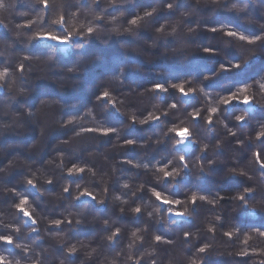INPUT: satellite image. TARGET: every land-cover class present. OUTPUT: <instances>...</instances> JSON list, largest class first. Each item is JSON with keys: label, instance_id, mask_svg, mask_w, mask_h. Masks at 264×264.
Instances as JSON below:
<instances>
[{"label": "trees", "instance_id": "1", "mask_svg": "<svg viewBox=\"0 0 264 264\" xmlns=\"http://www.w3.org/2000/svg\"><path fill=\"white\" fill-rule=\"evenodd\" d=\"M30 1L34 2L36 16L23 20L22 6L24 2L30 5ZM72 1L68 3H91ZM125 1L115 0L114 7L107 6L108 0L102 2V16L109 19L108 13L114 16L111 11L118 9L115 16L119 18L117 26L116 22L108 24L118 31L104 34L99 29L105 17L98 22L91 14L81 20L69 16L71 25H66L69 33H65L51 22L58 14L64 15L62 10L51 12L38 0H0L7 4L0 8V71L10 73L7 83L0 81V97L8 99L5 104L0 101V164L4 165L0 173V235H9L13 245H21L16 248L0 243V256L6 257L8 264H158L153 262L155 254L159 264H191L198 257H202L198 264H262L264 238L256 233L264 230V185L260 177L264 170L255 165L253 153L261 151L257 145L262 141H257L255 134L264 124V96L255 87V82L264 76V53L257 52L239 72H222L220 65L240 63L249 55L247 49L255 47L234 39L224 43L229 39L224 30L244 34L264 30V3L247 0V7L240 3L233 8V0H127L131 1L129 6L122 7ZM164 1L172 3L173 8L164 6ZM99 3L101 6V0ZM153 9L158 12L144 16ZM123 10L127 16H122ZM162 13L166 29L165 33H157L161 24L156 19ZM97 14H101L100 9ZM137 15L143 20L133 28L129 21ZM13 17L22 21L19 30L13 26ZM90 21L98 26L100 38L89 37L91 42L84 45H92L96 55L93 51L84 55L82 47L71 45L63 52L51 41L36 38L48 30L54 35H68L72 27L80 33L79 24ZM173 25L179 30L166 34ZM212 27L222 30L208 34ZM125 28L132 31L125 32ZM204 42L215 49L214 54L204 53L200 46ZM20 44L32 46L31 51L26 46L24 50L18 48ZM154 58L155 74L151 76L147 59ZM161 64L167 67L165 77L160 73ZM197 65L205 70L194 75L192 68ZM58 72L62 75L58 76ZM114 74L119 78L114 79ZM156 74L161 80L155 78ZM87 81L89 86L84 84ZM157 82L168 91L154 93ZM173 83H183L186 90L191 85L196 91L188 97L181 96L171 87ZM246 85L253 86L247 93L253 103L247 108L238 103H221L222 96ZM104 91L109 92L115 108L98 99ZM172 104H176L175 109ZM212 107L217 112L210 125L207 120ZM196 113L199 115L193 120ZM32 115L39 122L40 118L47 119L49 126H37L36 133ZM240 115L246 123H237L236 116ZM141 120L148 122L141 124ZM109 127L116 133L105 136L99 130L84 131ZM172 128L188 130L193 144L188 151L176 146L177 136L169 131ZM128 140L134 143L129 145ZM153 142L157 146H152ZM15 144L22 145L29 160L24 161L18 153L10 166L4 160L14 157L17 151L14 155L10 151ZM180 156L185 158L188 169L175 179L162 181L157 169L179 171L183 167ZM76 168L84 172L75 174ZM69 169L74 175H68ZM230 169L245 171L246 175L233 176ZM28 180L36 187L30 186ZM246 186L253 187L256 195V199L244 202L247 208L235 199ZM64 188L69 191L65 193ZM85 191L96 200L83 197L81 193ZM153 191L180 200L174 208L183 211L187 207L186 217L166 219L168 209L152 196ZM193 193L205 195L206 200L197 199L193 205ZM21 199H27L24 207L35 224L17 211ZM253 207L255 213L249 214L247 209ZM135 208L141 212L135 213ZM56 220L61 221L59 227ZM117 230L119 235L110 242L108 237ZM225 232H232V239ZM157 235H163L166 243H157ZM248 235L252 239L246 245L243 241ZM73 246L77 252L69 257L68 250ZM205 246L206 253H199L198 249ZM241 250L249 256L238 255Z\"/></svg>", "mask_w": 264, "mask_h": 264}, {"label": "snow or ice", "instance_id": "2", "mask_svg": "<svg viewBox=\"0 0 264 264\" xmlns=\"http://www.w3.org/2000/svg\"><path fill=\"white\" fill-rule=\"evenodd\" d=\"M38 2L43 6L44 9H47L49 11H55V6L53 4H50L49 0H38ZM261 2L264 3V0H261ZM240 3H243L244 6L247 7V0H233L232 7L236 8L237 5ZM58 6L64 8L65 14L59 15L58 18L52 19L51 22L53 25H57L59 28L64 29L65 33H69V27H66V25H71V20L68 19V17L70 16L74 19L77 18V12L71 11V9L73 7H75L77 10H80L81 5L78 2L75 3L74 5H72V4L68 3V0H60V4ZM107 6L108 7H114L115 2H112ZM223 6L228 7L227 4H225ZM3 7H5V5L2 2H0V8H3ZM84 7L86 8L87 12L92 15V18L94 21L102 22V20H103L102 14H97V9H100L101 13L103 12V8H101L99 0H91V3L88 5H85ZM167 7L169 9H172L173 4L167 3ZM145 16L151 17L152 14H151V12L146 11ZM113 17H115V16H113ZM40 19L43 20L44 17L41 16ZM141 20H143V17H140L139 15H137L136 18L131 19L129 21V23L133 26V28H135V27L139 26V23ZM97 27H98L97 25H93L92 22L90 21L87 25L86 24H79V28L82 30L80 33H78L76 31L75 27H72L70 34H68V35H54V34H52V30H48V31H45L43 34L38 35L36 38L39 40H43V41H51L57 45H62V46L71 45L72 47H82L84 42L89 37H94L97 39L100 38L97 34ZM221 30L222 29H218L216 27H212L210 29V31L213 34H216ZM108 31L117 32L118 29L116 27H112ZM125 31L131 32L132 29L126 28ZM224 35L229 38L228 40H225L224 43L230 44L232 42V40L235 39V40H238V41L243 42L245 44L253 45L255 47H250L247 49L249 55L247 57H244L240 63H234L232 61H229L228 62L229 66H226L225 64L222 63L220 65V69L222 72L227 73V72H230L232 69H236L239 72L242 69H244L245 67H247V65L251 62V60L255 58V54L257 52L264 53V30L253 31V32H249L247 34L241 33L238 30L237 31L224 30ZM73 42H78V43H73ZM62 50L63 49H61V51ZM203 51L205 54H210V55L215 53V49L210 47V46H205L203 48ZM25 59H27V57H25ZM97 60H99V57H97ZM71 70L72 69H70V71ZM21 72H23L22 67H21ZM215 74L216 73L213 70L211 75L214 76ZM9 77H10V73L6 69L4 71H0V81H4L5 83H7L8 82L7 78H9ZM113 78L118 79L119 77L115 76V74H114ZM205 79L209 80L210 76H205ZM171 87L173 89H175L176 91H178L180 93V95L184 96V97H188L189 95L193 94L196 91V89L193 88L191 85L186 90L183 83H180V84L173 83V84H171ZM252 87H253L252 85H246L245 87L239 88V90L237 92H233L231 95H228L227 97L222 96L221 97V103L225 106H228L232 103H238V104L245 105L247 108V106H249L253 103V99L250 98V96L247 94L252 89ZM255 87L258 89L259 93L262 96H264V76L260 77V79L255 82ZM0 88H2V85H0ZM153 91L158 94V93H165L168 91V89L166 87H164L161 83L157 82L154 86ZM229 91H230V89H229ZM98 99L101 101H108V103L111 104L110 95H109L108 91H104L102 93V95L98 97ZM111 107L115 108V105L111 104ZM171 107L173 109H175L176 104H172ZM216 112H217V108L212 107L210 109L208 120H207L208 124H210V125L212 124V122H213L212 121V115L215 114ZM198 115H199V113L193 114L192 119L193 120L197 119ZM149 119L159 120V117H151L150 116ZM236 121H237V123H246L245 117L243 115L236 116ZM147 122H148L147 120H141L140 121L141 124H144ZM69 123L71 124L72 121H69ZM133 123H135V121H133ZM98 130L101 132V134H103L105 136H108L109 133H116V131H117L115 128H111V127L104 128V129H93V128L84 129V131L89 132V133H91L93 131H98ZM169 131L173 132L176 136L180 137V139L177 141L178 145H183L185 143V141L189 139L187 129L172 128ZM255 138L257 141H262V142L259 145H257L261 149V151L253 153L254 162H255V165H258L259 169L264 170V124L261 125L259 131H256ZM127 143L129 145H131L134 143V141L128 140ZM168 163H171V161H169ZM179 164L183 166L179 171H177L176 169H174L173 171H167L166 167L158 168L157 171L162 174V181H167L169 179H175L176 176L180 175L181 171H185L188 169V164L185 162V158L183 156L179 157ZM199 171L201 173H203L204 169L200 168ZM229 171L232 173L233 176L238 175L240 177H244L246 175L245 171L237 172L235 169H230ZM82 172H84L83 168H76L75 169V174H79ZM68 175L69 176L74 175V172L72 169H69ZM260 177L262 178L261 184L264 185V171L260 172ZM249 179H251V177H249ZM27 183L30 186H32L33 188L36 187L33 184L32 180H28ZM49 183H51V181H49ZM124 187L127 188L128 185H124ZM63 191L65 193H67L69 191V189L64 188ZM81 195L83 197H87L93 201L96 200V197L91 195L87 191L82 192ZM152 196H154L155 199L160 202V204L166 206V208L168 209L170 214L175 216V217L185 218L186 214L189 212V209L187 207H185L183 209V211H173V208L176 205H179L181 203V201L178 199L177 200L169 199L166 196H163L161 194V192H159V191H153ZM117 199H119V197H117ZM197 199H199L200 201H205L206 197H205V195L197 196L196 193H193L190 197V202L193 205H195ZM235 199L239 200L241 202V204H243L244 207L247 208V205L244 204V202L248 201L250 199L251 200L256 199L255 189L251 186H246L244 189V192L242 194L238 195L237 197H235ZM262 199H264V197H262ZM207 202L212 203L213 201L209 200ZM27 204H28L27 199H21L19 205H17V211L22 213L25 217H27L29 220H31L33 224H35L36 221L33 220L31 215L29 214V212L25 210L24 206ZM247 210H248L249 214H254L256 211V209L254 207L247 209ZM133 211L135 213L139 214L141 212V209L135 208V209H133ZM54 223L57 227H59L61 221L56 220ZM69 223H71V221H69ZM76 223L79 224L80 221L77 220ZM33 231H35V229H33ZM208 231H212V229L209 228ZM118 235H119V231L117 230V232H113L112 235L108 237V240L111 242L113 240V237H117ZM224 235L226 237H228L229 239H232L234 234L232 232H225ZM256 235H258L261 238H264V230L257 231ZM132 236L135 237L136 233L133 232ZM187 236H188V234L186 233L185 234L186 240H187ZM251 239H252L251 235L245 236L243 242L247 245ZM155 241L157 243H159L161 241V237L159 235L155 236ZM0 243H3L5 245H9V246H14L16 248L21 247L20 244L13 245V239L9 235H0ZM129 247H132V245H129ZM206 247L207 246L200 247L198 249L199 253H201V254L206 253ZM76 252H77V249L75 246H73L72 248H70L68 250V256L71 257ZM238 255H240L241 257H247V256H249V253L241 250L238 253ZM252 255H256V253H252ZM129 258H131V257H129ZM201 258L202 257H198L197 259L192 260L191 264H198V260ZM0 264H8L7 258L4 256H0ZM17 264H19L18 261H17ZM69 264H72V262L70 261ZM245 264H246V261H245ZM262 264H264V262H262Z\"/></svg>", "mask_w": 264, "mask_h": 264}, {"label": "rangeland", "instance_id": "3", "mask_svg": "<svg viewBox=\"0 0 264 264\" xmlns=\"http://www.w3.org/2000/svg\"><path fill=\"white\" fill-rule=\"evenodd\" d=\"M107 0H105V2H106ZM141 1V0H140ZM143 1V0H142ZM49 2H50V4H53L54 6H55V12H59V11H63V13L65 14V12H64V8L63 7H60V6H58L59 4H60V0H49ZM68 2H73L72 0H68ZM82 2V1H81ZM102 2H104V0H101V8L103 7L102 6ZM34 3V2H33ZM31 4V1H30V5H28L26 2H24V4L25 5H23L22 7V10H24V19L23 20H26V18H33L34 16H36V14H35V12H36V10H33V9H35V8H33V5L34 4ZM131 3V1H125V5H122V7H124V6H129V4ZM74 4H75V2H74ZM73 4V5H74ZM164 6H166L167 5V1H164ZM5 5V4H4ZM80 5H81V9L80 10H77L75 7H73L72 9L74 10V11H76L77 12V18H80V20H81V18H89V13L87 12V10H86V8L84 7L85 5H83V3H80ZM105 5V4H104ZM7 6V4L5 5V7ZM35 6V5H34ZM121 7V8H122ZM121 8H119V10L121 9ZM175 10H176V8H175ZM52 12V11H51ZM112 12V14H114V16L116 15V14H118V9H117V11L114 9L113 11H111ZM123 13H122V16H124V15H128L127 13H126V10H123L122 11ZM156 13L158 12V10L157 11H155ZM159 12H164V10L162 11V9H159ZM168 12V11H167ZM104 13V11L101 13V14H103ZM120 13V12H119ZM155 13V14H156ZM190 13H192V14H194V12H190ZM52 14V13H51ZM50 14V15H51ZM57 14V13H56ZM111 14V15H112ZM154 14V13H153ZM192 14H189V15H192ZM59 15H62V14H58L57 16H59ZM145 16V15H144ZM153 16V15H152ZM18 17V16H17ZM103 17H105V16H103ZM108 17H109V19H106V17H105V19H104V23H102V26L100 27L101 29H99V31H101L102 33H104V34H107L108 32H110V31H108V30H110V25H108V24H112V22H116L115 23V25L117 26L118 25V23H117V21L119 20V18L117 19V20H115V21H113V19H112V17L113 16H109V13H108ZM116 17V16H115ZM141 17V16H140ZM14 18V17H13ZM158 18L159 19H156V21H158V22H160V23H158V25L160 26V24L161 25H165L166 26V24H165V22H166V20H165V18H164V16H163V13L162 14H160L159 16H158ZM71 19H74V18H72L71 17ZM76 19V18H75ZM111 19V20H110ZM154 20V19H153ZM21 22L22 21H19L18 19H16V18H14L13 19V26H15L16 28H18V30L21 28ZM168 25V24H167ZM12 26V27H13ZM115 26V27H116ZM34 28H37L36 26H35V24H34ZM168 28V27H167ZM33 29V28H32ZM204 29V28H203ZM202 29V30H203ZM27 30H30V28L29 29H27ZM35 30V29H34ZM179 30V28L177 27V31ZM204 31H207V32H209L208 31V29L206 28V29H204ZM29 33H31V32H29ZM203 34V33H202ZM208 34H212V32H209ZM144 35V34H143ZM155 36H158V34L157 35H155ZM135 37H133V39H134ZM151 38V37H150ZM235 40V39H234ZM86 43H90L91 41H88V40H86L85 41ZM53 44H55L54 42H52ZM142 43L144 44L145 43V46H147V47H150L151 45H149V44H147L148 42H144V41H142ZM209 43V42H208ZM98 44V43H97ZM180 45L182 44L183 45V43H179ZM55 45H57V44H55ZM153 45V44H152ZM186 45V44H185ZM207 45H209V44H206V42H204V43H200V46H202V48H204L205 46H207ZM210 45H212V43L210 44ZM26 45H24V44H20V46L18 47V48H22L23 50L26 48V47H28V46H26ZM60 49H63L62 51L63 52H65V51H67L68 50V46H62V45H57ZM30 47V46H29ZM28 47V50H30L31 51V49ZM84 47H85V49H84ZM152 47V46H151ZM211 47V46H210ZM77 49H78V47H77ZM23 50L22 51H18V50H14L15 51V53H17V52H23ZM82 54H84V55H90L91 54V52H92V54H95L94 53V50L95 49H93V47H92V45H84L83 44V46H82ZM14 53V52H13ZM21 54V53H20ZM23 54V53H22ZM26 55L28 56V58H30V59H32V57H30L31 55H29L28 53H26ZM96 55V54H95ZM135 56H138V57H140L141 59H144V57L141 55V54H135ZM205 58V57H204ZM156 59L157 58H154V61L153 60H148L147 59V61H150V62H147L149 65V70H150V72H151V76H154L153 74H155L154 73V69H153V65H152V63H156ZM114 65V64H113ZM112 65V66H113ZM217 65V64H216ZM64 68V67H63ZM159 68H161V72L160 73H162L161 74V76H163V77H165V75H166V72H165V69L164 68H167V67H165L164 66V64H161V67H159ZM205 68H208V66L207 65H205ZM65 69V68H64ZM202 70H205V69H203V68H201L199 65H197V66H193V68H192V71L195 73L194 75H199L198 73H196V72H200V71H202ZM254 70V69H253ZM149 72V73H150ZM153 73V74H152ZM53 75H56L55 73H53ZM57 75L58 76H61L62 74H59V72L57 73ZM52 76V75H51ZM156 76L157 77H155L157 80H161L159 77H158V75L156 74ZM159 76H160V74H159ZM88 80H89V78H88ZM94 84H96V79H94ZM87 83H89L88 81L86 82V83H84L86 86H89V85H87ZM160 83V82H159ZM89 88V87H88ZM86 89V88H85ZM22 90L25 92H27L28 90H27V88L24 86H22ZM28 93V92H27ZM155 93V92H154ZM157 94V93H156ZM159 94V93H158ZM160 95H162L161 93H160ZM0 101L2 102V103H6L7 101H8V99H6L5 98V96H1L0 97ZM208 101V100H207ZM165 105V104H164ZM167 105L168 106H170L169 105V100H168V103H167ZM39 108H41L42 109V107L41 106H39ZM40 109V110H41ZM51 120H53V119H51ZM50 121H47V119H41L40 118V122H39V120H38V118H37V121L34 119V115H32V122H31V125L32 126H35L36 128H35V130H36V133H38V129H37V126L40 128V125L42 124V125H44V128H46L47 126H49V125H47L48 123H49ZM52 122V121H51ZM7 123V122H6ZM3 125V124H2ZM51 127H49V129H50ZM181 128V127H180ZM39 131H41V130H39ZM43 131V130H42ZM180 139V137H178L177 136V141ZM145 143H143V145H144ZM152 144V143H151ZM146 145V144H145ZM193 144H192V142L190 141V139H188V140H186L185 141V143L183 144V145H178L177 143H176V146L179 148V149H181V150H183V151H188L190 148H191V146H192ZM21 146L22 145H20V144H15L13 147H12V150L10 151V153L12 154V155H14V153H15V151H17L16 153H15V155H14V157H6L5 158V162L7 163V165H10V166H12V164L14 165V163H15V161H14V158L17 156V154L19 153L20 155H22V158H24V161H27V160H29L28 159V152H26V150L24 149V148H21ZM152 146H157V143L155 142H153V145ZM158 146L159 147H161V143L160 142H158ZM17 149V150H16ZM227 152V151H226ZM24 154H26V155H24ZM228 154V153H227ZM226 154V155H227ZM8 156V155H7ZM25 156H26V159H25ZM2 158V156H1V154H0V159ZM224 161H225V159H224ZM3 162V161H2ZM9 163V164H8ZM147 163H149V162H147ZM146 163V164H147ZM28 166V164L25 162V166ZM4 166V165H3ZM2 166V163L0 164V173H1V168L3 167ZM27 169V168H26ZM23 171H25V168H24V170L23 169H21L20 170V175H21V172H23ZM183 178H186L185 176H183ZM187 188V187H186ZM187 191V190H186ZM43 194H46V193H43ZM171 194H169V196H170ZM167 198H169L168 196H167ZM173 211H176L175 210V208H173ZM165 217H166V219H169V218H174V219H176V220H180L181 218H178V217H175V216H173V215H171L170 214V212L169 211H166L165 212V215H164ZM160 233H161V231H159ZM162 233H165L164 231H162ZM166 234V233H165ZM161 236V239H162V237H163V235H160ZM162 241V243L164 244V242H165V240L164 239H162L161 240ZM166 243V242H165ZM159 255V254H158ZM156 256V254L154 255V257H153V262H157L158 264H159V261L157 260V258L155 257ZM167 256V255H166ZM159 257V256H158Z\"/></svg>", "mask_w": 264, "mask_h": 264}, {"label": "clouds", "instance_id": "4", "mask_svg": "<svg viewBox=\"0 0 264 264\" xmlns=\"http://www.w3.org/2000/svg\"><path fill=\"white\" fill-rule=\"evenodd\" d=\"M112 2H115V0H108V5L110 4V3H112ZM239 10H243V9H239ZM155 11H157L156 9H153L152 11H150L151 12V14L153 15V13L155 12ZM145 15V14H144ZM147 17V16H146ZM113 19V21H115V20H117L118 19V17H113L112 18ZM126 29V28H125ZM125 29H123L124 31H125ZM165 29H166V26L165 25H161L159 28H157L156 29V32L157 33H165ZM176 31H177V27L175 26V25H173L172 27H171V31L170 32H167L166 34H168V35H171V34H174V33H176ZM126 32V31H125Z\"/></svg>", "mask_w": 264, "mask_h": 264}]
</instances>
